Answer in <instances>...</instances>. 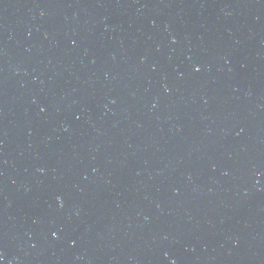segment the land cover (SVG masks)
<instances>
[{
    "label": "water",
    "instance_id": "obj_1",
    "mask_svg": "<svg viewBox=\"0 0 264 264\" xmlns=\"http://www.w3.org/2000/svg\"><path fill=\"white\" fill-rule=\"evenodd\" d=\"M0 264H264V0H0Z\"/></svg>",
    "mask_w": 264,
    "mask_h": 264
}]
</instances>
